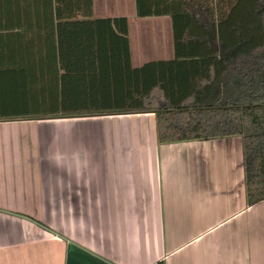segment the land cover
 <instances>
[{
  "label": "crops",
  "instance_id": "1",
  "mask_svg": "<svg viewBox=\"0 0 264 264\" xmlns=\"http://www.w3.org/2000/svg\"><path fill=\"white\" fill-rule=\"evenodd\" d=\"M93 1V19H128L133 67L175 57L169 17ZM39 3L0 0L2 115L57 112V29ZM157 261L264 264L240 137L160 144L153 113L0 121V264Z\"/></svg>",
  "mask_w": 264,
  "mask_h": 264
},
{
  "label": "trees",
  "instance_id": "2",
  "mask_svg": "<svg viewBox=\"0 0 264 264\" xmlns=\"http://www.w3.org/2000/svg\"><path fill=\"white\" fill-rule=\"evenodd\" d=\"M39 1L57 29V112L0 121L153 113L160 144L240 137L247 205L264 201V0H136L138 18L171 19L175 51L140 67L126 17L93 19V0Z\"/></svg>",
  "mask_w": 264,
  "mask_h": 264
}]
</instances>
